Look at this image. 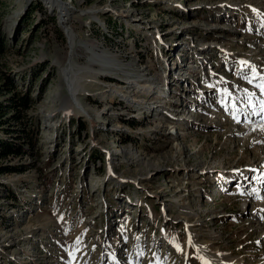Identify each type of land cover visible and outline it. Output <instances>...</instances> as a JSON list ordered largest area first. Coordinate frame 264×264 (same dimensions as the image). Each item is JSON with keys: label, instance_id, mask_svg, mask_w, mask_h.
Returning a JSON list of instances; mask_svg holds the SVG:
<instances>
[{"label": "rangeland", "instance_id": "rangeland-1", "mask_svg": "<svg viewBox=\"0 0 264 264\" xmlns=\"http://www.w3.org/2000/svg\"><path fill=\"white\" fill-rule=\"evenodd\" d=\"M64 1L112 7L81 16L77 40L96 39L167 85L151 95L149 82L135 81V96L115 78L86 76L88 112L70 103L50 117L60 94L68 101L67 32L46 0H0V136L22 146L0 159L14 169L0 172V264H206L189 239L264 264V175L228 173L264 159V0ZM15 92L30 99L19 115Z\"/></svg>", "mask_w": 264, "mask_h": 264}, {"label": "bare ground", "instance_id": "bare-ground-1", "mask_svg": "<svg viewBox=\"0 0 264 264\" xmlns=\"http://www.w3.org/2000/svg\"><path fill=\"white\" fill-rule=\"evenodd\" d=\"M46 2L48 5V9H50L52 13L57 14L58 23L66 30L67 37H68L67 40L69 41V47L65 55L66 62L64 66H62L61 68V74H62L61 83L64 86V89L66 88L68 92L66 94L68 95V101H65L64 95L61 97L62 94L59 93L60 94L58 96L59 109L51 112L49 114L50 117H54L59 112L62 113V111H64L65 114H68V112L71 110V107H69L70 103H72L73 106H75V108L78 111L86 112V113L88 112V108L87 107L85 108L83 106L82 98L80 97L81 94L86 92V87H85L87 85L86 83L90 81L89 79L86 78V76L92 77L91 82H93L94 80L96 81L101 76L108 77V78L110 77L115 78L119 80L121 83H123L121 86V91L129 92V93L133 92L135 96H140L142 89H143V88H140L138 85L134 84L135 81L140 80L141 82L143 81L149 82L150 87L154 89L151 95H154L156 91L160 90V87L162 88L163 86L167 85L166 78L163 75H160V74L150 75V72L148 70H144L146 69L144 67L143 69L136 71L135 69L130 67L128 64H123L121 61H119L117 56H115L112 51H109L106 47H103L101 43L98 42L96 39L92 40L87 37H81V38L79 37L80 39L78 38L79 40H77L76 38L77 24L75 25V23L76 21L79 20V18H81V16L85 15L91 18V20L92 19L95 20L96 18H98V14H100L101 12L108 11V10H114L112 7L108 6V7H105V9H103L101 7L95 6V7L86 9V8H82L77 5H73L72 3H69L68 1H64V0H46ZM130 12L131 11L127 9L125 11H122L121 15H124V16L130 15ZM135 21L138 27H142L144 25H147V26L150 25V23L143 22L142 17H139V16L135 17ZM149 33L150 32H148L147 34ZM82 58H86V60L82 62L81 60ZM246 60L247 61H245V63L250 64V63H247L249 62V60L248 59ZM256 62L257 60L255 58L252 59L251 65L256 66L257 65L255 64ZM98 83L102 84L103 82L102 83L98 82ZM111 91L115 92L116 95L121 93L120 90L116 88H112V87L106 90V92H111ZM156 102L157 100L155 101L153 100L150 103L149 107L153 106V108H156L158 106V105H155ZM127 104H132V102L129 103V101H127ZM108 110H110V107L104 108L102 111L103 113H107L109 112ZM90 117H91V120L94 121L91 115ZM181 123H182V120H181ZM110 125H111L110 123L109 124L106 123L105 127L109 128ZM181 131L177 130L176 133L178 134ZM115 150L120 151L119 147L115 148ZM262 163H264V159L260 160V163L258 164L262 165ZM259 165H257L256 163H253L252 161H250L248 164H245L244 167H241L240 165H234L233 167L234 169L233 170L229 169L228 173H232V175L240 174L239 176L237 175L238 177H240L241 175L244 176L246 173L248 174L263 173L264 175V169L262 170V172L258 170L260 169ZM159 169L162 170L161 168ZM159 169L157 168L155 170L159 171ZM182 169H184L185 171L188 170L186 165H182ZM213 169L215 168H211L208 170L206 169L204 170V172H210L211 174V171ZM146 177L149 178L150 176L146 175L145 177H140L138 179L134 178L133 181H135V183H139L140 185V183L144 181V180L141 181V179L143 178L146 179ZM261 177L264 179V176L261 175ZM117 178L120 181H123L122 178L124 177L117 176ZM156 196L159 198L160 194L158 193L156 194ZM184 198L180 197V200L176 201L177 205L178 206L182 205L184 208V212H186L187 214L191 213L193 210L187 206V203ZM246 209H249L247 203L243 205V211H245ZM250 212L251 214H253V212L256 213L254 209L251 210ZM164 216L167 219H169V221L173 220V218L170 216L169 211H167V213H164ZM179 220L181 221L183 220L189 225L190 229L188 232L191 233V226H193L194 223L193 222L191 223L190 220H187L186 216L180 215L178 221ZM187 244L188 246L186 248L193 246L197 250L200 251V253L205 257L206 264H244L242 259L240 258L230 257V258L225 259L224 252L216 250V249L210 250L208 247L196 242L195 240L189 239V243Z\"/></svg>", "mask_w": 264, "mask_h": 264}, {"label": "trees", "instance_id": "trees-1", "mask_svg": "<svg viewBox=\"0 0 264 264\" xmlns=\"http://www.w3.org/2000/svg\"><path fill=\"white\" fill-rule=\"evenodd\" d=\"M9 100H10L9 101L10 106L12 108H16L18 115L21 111L20 107L21 106L28 107L29 103H30V99L26 95H23L20 92L13 93V96H11V98ZM7 110L8 109L5 108V104L3 102H0V124L4 122L3 116L6 113H8ZM83 128L86 129V126H84ZM30 140L33 143V145H35L36 141L33 139H30ZM18 151H22V146L20 144L15 143V142L13 143L12 141H8V140L4 139L2 136H0V159L4 158L10 154L17 153ZM96 158L97 159L95 162H97V160L103 159L102 155H96ZM8 170L13 171L14 169L10 168V167H6V166L0 167V172H8Z\"/></svg>", "mask_w": 264, "mask_h": 264}]
</instances>
